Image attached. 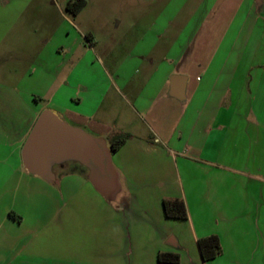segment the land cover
I'll return each mask as SVG.
<instances>
[{"label":"crops","instance_id":"crops-1","mask_svg":"<svg viewBox=\"0 0 264 264\" xmlns=\"http://www.w3.org/2000/svg\"><path fill=\"white\" fill-rule=\"evenodd\" d=\"M11 2L0 0V48L26 11L24 5L17 12L8 9ZM243 29L237 26L233 33ZM222 49L217 46L210 57L180 73L175 66L143 58L148 66L142 85L131 88L133 101L106 71L100 75L105 90L91 91L87 114L71 111L62 102L59 109L48 106L52 101H35L47 89L41 91V79V85L30 88L33 77L28 73L10 83L0 76V174L5 176L0 182V264H22L17 263L21 252L34 254L39 233L72 224L71 209L85 192L91 194L92 220L101 228L106 246L115 239L118 249L135 257V264H159L160 252L180 254V264H264V61L257 65L263 68L259 79L251 84L249 76L237 80L239 65ZM15 53H0V73L13 61L23 65L26 52ZM195 66L203 75L193 79ZM13 72L8 74L15 80ZM174 75L188 78L184 100L170 95ZM124 83L126 88L133 84ZM120 99L125 103L122 110ZM128 108L136 117L147 113L153 122L149 133L130 121ZM48 109L109 146L116 134L131 135L110 153L109 177L93 178V168L74 160L54 162L48 178L25 168L24 145ZM175 199L185 202L187 220L166 216L164 202ZM39 209L34 217L33 210ZM211 235L220 237L223 254L206 262L198 241Z\"/></svg>","mask_w":264,"mask_h":264},{"label":"rangeland","instance_id":"rangeland-1","mask_svg":"<svg viewBox=\"0 0 264 264\" xmlns=\"http://www.w3.org/2000/svg\"><path fill=\"white\" fill-rule=\"evenodd\" d=\"M70 1L13 0L8 8L17 12L24 5L26 11L5 38L0 53L25 51L26 59L23 65L18 61L1 65L5 68L1 79L10 83L30 74V88L45 84L41 91L47 89V94L34 98L42 105L52 101L49 107L62 109L57 105L62 102L71 111L91 113V91L105 90L106 81L100 75L106 71L133 101L131 88L142 85L148 66L142 63L143 58L169 64L166 68L175 66V73H180L190 63L210 57L219 45H223L222 54L239 65L237 80L249 76L253 84L264 68L257 66L264 61L263 0H242L240 8L238 0H85L86 6L76 15L67 11ZM237 26L244 28L241 34L233 33ZM11 69L15 80L8 74ZM191 73L193 79L203 75L198 66ZM127 80L133 83L128 88L124 85ZM224 83L221 80L220 84ZM117 105L122 110L125 103L120 99ZM126 115L133 117L130 121L134 120L139 130L149 133L153 122L147 113L136 117L128 108ZM98 143L108 157V141L100 139ZM3 179L0 174V182ZM74 203V222L55 225L49 234L39 233L31 250L34 254L23 250L17 263L135 264V257L118 249L115 239L106 246L101 228L92 220L91 194L83 193ZM41 211L32 214L38 217Z\"/></svg>","mask_w":264,"mask_h":264},{"label":"water","instance_id":"water-1","mask_svg":"<svg viewBox=\"0 0 264 264\" xmlns=\"http://www.w3.org/2000/svg\"><path fill=\"white\" fill-rule=\"evenodd\" d=\"M187 80L186 76H172L170 95L184 100ZM22 156L25 168L42 178L51 175L54 162L63 160H74L83 166L96 168L102 177L108 175L109 156L98 139L70 126L49 109L37 120L24 145Z\"/></svg>","mask_w":264,"mask_h":264},{"label":"trees","instance_id":"trees-1","mask_svg":"<svg viewBox=\"0 0 264 264\" xmlns=\"http://www.w3.org/2000/svg\"><path fill=\"white\" fill-rule=\"evenodd\" d=\"M86 4L87 2L85 0L70 1L67 5V11L76 15L86 6ZM129 139H131V135L127 133H119L113 136L110 141L111 152H117ZM109 175L108 169V175L106 177H109ZM93 178L105 179V177L100 176L96 168H93ZM164 210L168 218L183 221L188 219L187 208L182 199L166 200L164 202ZM11 216L14 217L15 214L11 213ZM198 247L202 259L206 262L212 261L223 254L221 239L217 235H211L199 239ZM158 262L159 264H180L181 256L178 253L160 252L158 255Z\"/></svg>","mask_w":264,"mask_h":264},{"label":"flooded vegetation","instance_id":"flooded-vegetation-1","mask_svg":"<svg viewBox=\"0 0 264 264\" xmlns=\"http://www.w3.org/2000/svg\"><path fill=\"white\" fill-rule=\"evenodd\" d=\"M106 179V178H105ZM101 180H103L104 181V179H101Z\"/></svg>","mask_w":264,"mask_h":264}]
</instances>
